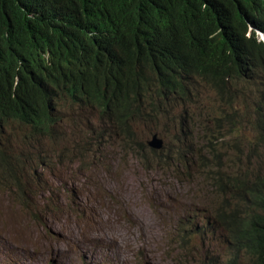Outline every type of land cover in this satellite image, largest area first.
Segmentation results:
<instances>
[{"label": "trees", "instance_id": "16d2710c", "mask_svg": "<svg viewBox=\"0 0 264 264\" xmlns=\"http://www.w3.org/2000/svg\"><path fill=\"white\" fill-rule=\"evenodd\" d=\"M257 31L264 33V0H0V160L9 165L10 132L31 154L23 164L92 162L110 144L141 159L152 153L159 165L166 146L150 149L136 123L193 106L199 87H210L235 114L208 145L191 133L186 158L174 153L182 169L172 167L180 185L197 173L207 184L197 182L208 201L202 231L219 242L196 264H264V168L217 165V135L235 132L245 101L264 142V96L252 101L245 91L264 87Z\"/></svg>", "mask_w": 264, "mask_h": 264}, {"label": "rangeland", "instance_id": "374dc122", "mask_svg": "<svg viewBox=\"0 0 264 264\" xmlns=\"http://www.w3.org/2000/svg\"><path fill=\"white\" fill-rule=\"evenodd\" d=\"M262 88L245 91L257 101ZM199 89L202 99L193 106L184 103L136 123L138 139L158 134L164 140L159 165L152 153L141 159L110 145L92 154L95 161L104 157L97 165L77 158L73 164L63 156L49 167L23 164L31 154L8 132L9 165L0 160V264H196L204 258L206 248L219 242L202 231L208 201L200 197L204 191L197 182L207 184L197 173L180 185L172 167L182 166L173 157L179 152L186 158L195 141L191 133L208 145L207 136L228 122L226 114L235 113L210 87ZM245 103L232 118L239 123L235 132L226 127L223 138L217 135L223 149L217 165L223 170L246 162L264 168L259 118ZM195 148L193 142L190 150Z\"/></svg>", "mask_w": 264, "mask_h": 264}, {"label": "water", "instance_id": "95a60500", "mask_svg": "<svg viewBox=\"0 0 264 264\" xmlns=\"http://www.w3.org/2000/svg\"><path fill=\"white\" fill-rule=\"evenodd\" d=\"M147 145L153 150L160 151L164 148V140L155 134L147 141Z\"/></svg>", "mask_w": 264, "mask_h": 264}, {"label": "bare ground", "instance_id": "6f19581e", "mask_svg": "<svg viewBox=\"0 0 264 264\" xmlns=\"http://www.w3.org/2000/svg\"><path fill=\"white\" fill-rule=\"evenodd\" d=\"M261 38H263V40H264V36L263 37H261ZM160 47V46H159ZM221 88V87H220ZM222 91V90H221ZM168 94V93H167ZM171 94V93H170ZM173 94V93H172ZM187 94V93H186ZM226 96H227V94H226ZM173 97V96H172ZM157 101V100H156ZM80 110V109H79ZM139 110H141V108L139 109ZM73 111V110H72ZM82 111V110H81ZM95 111V110H94ZM145 111V110H144ZM65 112V111H64ZM74 113H75V111H73ZM79 112V111H78ZM141 113H142V111H140ZM70 113V112H69ZM71 114V113H70ZM138 114V113H137ZM136 114V115H137ZM140 114V113H139ZM140 115H144V113L143 114H140ZM139 115V116H140ZM86 116V115H85ZM80 117V116H79ZM61 120V119H60ZM93 119H91V121H92ZM101 120H102V118H101ZM97 121V120H96ZM91 123H93V122H91ZM96 122H94L93 124H95ZM103 123H104V120H103ZM100 124V123H99ZM107 124V123H106ZM93 126V125H92ZM91 126V127H92ZM96 126V125H95ZM105 126V125H104ZM63 127V126H62ZM97 127V126H96ZM99 127H102V126H99ZM62 130H63V128H62ZM62 132V131H61ZM65 133V132H64ZM75 134V133H74ZM67 135V134H66ZM69 135V134H68ZM76 135V134H75ZM81 135V134H80ZM77 136H79V135H77ZM58 137V136H57ZM63 137V136H62ZM71 137V136H70ZM82 137V136H81ZM57 139V138H56ZM63 139V138H62ZM1 141V140H0ZM63 141V140H62ZM55 142V141H54ZM104 142H105V140H104ZM30 143V142H29ZM15 144V143H14ZM16 144H18V143H16ZM19 145V144H18ZM28 145V144H27ZM16 146V145H15ZM33 146V145H32ZM105 146V145H104ZM28 147V146H27ZM10 148V147H9ZM13 148V147H12ZM17 148V147H16ZM147 148V147H146ZM4 149V148H3ZM11 149V148H10ZM5 150V149H4ZM7 150H9V149H7ZM14 150H16V149H14ZM13 150V151H14ZM23 150V149H22ZM26 150H27V148H26ZM130 150V149H129ZM24 151H25V148H24ZM110 151V150H109ZM101 153H102V151H100ZM134 152H136V151H134ZM142 152V151H141ZM155 152H157V151H155ZM153 153H154V151H153ZM157 154V153H156ZM143 157V156H142ZM114 158V157H113ZM111 159V158H110ZM160 161V160H159ZM155 162V161H154ZM156 165V164H155ZM154 167V166H153ZM215 170V169H214ZM239 173V172H238ZM244 176V175H243ZM247 176V175H246ZM245 176V177H246ZM240 177H241V175H240ZM245 177H242L241 178V180L243 179V178H245ZM240 179V178H239ZM21 182V181H20ZM245 183V182H244ZM245 185V184H244ZM130 209V208H129Z\"/></svg>", "mask_w": 264, "mask_h": 264}, {"label": "clouds", "instance_id": "9594fccd", "mask_svg": "<svg viewBox=\"0 0 264 264\" xmlns=\"http://www.w3.org/2000/svg\"><path fill=\"white\" fill-rule=\"evenodd\" d=\"M264 36V33H262L261 31H257V37L259 38V40L260 41H262L263 43H264V40H263V38H261V37H263ZM153 135H155V134H153ZM152 135V136H153ZM158 135V134H157ZM159 136V135H158ZM162 139V138H161ZM149 140V139H148ZM147 140V141H148ZM147 141H146V144H147ZM108 145H110V144H108ZM111 146V145H110ZM148 146V145H147ZM112 147V146H111ZM149 147V146H148ZM164 147H165V144H164ZM150 148V147H149ZM151 149V148H150ZM164 149V148H163ZM162 149V150H163ZM111 150V149H110ZM153 150V149H152ZM162 150H160V151H162ZM154 151H156V150H154ZM104 158V157H103ZM103 158H98V160L97 161H95L94 160V158H92V155H91V157H90V160L92 161V164H94V165H97L99 162H100V160H102Z\"/></svg>", "mask_w": 264, "mask_h": 264}]
</instances>
